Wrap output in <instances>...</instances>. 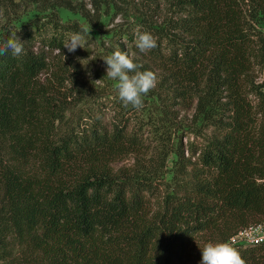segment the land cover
<instances>
[{
	"label": "trees",
	"instance_id": "trees-1",
	"mask_svg": "<svg viewBox=\"0 0 264 264\" xmlns=\"http://www.w3.org/2000/svg\"><path fill=\"white\" fill-rule=\"evenodd\" d=\"M179 2L182 39L150 29L147 55L218 134L197 148L193 180L164 191L166 156L158 169L114 168L149 151L125 114L111 127L66 116V82L78 77L59 53L78 24L51 12L0 31V46L13 32L25 42L22 55H0V264H200L207 243L264 218V80L254 75L264 74V0ZM234 247L264 264L263 246Z\"/></svg>",
	"mask_w": 264,
	"mask_h": 264
},
{
	"label": "rangeland",
	"instance_id": "rangeland-1",
	"mask_svg": "<svg viewBox=\"0 0 264 264\" xmlns=\"http://www.w3.org/2000/svg\"><path fill=\"white\" fill-rule=\"evenodd\" d=\"M51 12L62 22L76 23L88 33L85 49L78 48L75 53L64 49L59 53L71 73L77 70L73 74L78 77V87L66 82L69 87L66 92L71 93L66 116L90 118L111 127L125 114L130 127L139 128L148 139L149 151L143 156H128L114 164L115 169L133 168L136 163L144 167L155 164L158 169L166 156L165 165L158 169L160 191L172 188L176 180H193L194 168H200L197 148L218 131L198 116L194 99L182 102L175 97L167 71L152 62L147 54L137 52L135 46L137 33L150 29L163 30L162 33L173 31L182 39V34L173 30L186 14L179 0H14L0 12V31L4 27L31 26L34 18ZM116 50L128 53L135 63L142 65L141 71L151 70L158 76L157 87L145 97V106L140 110L132 109L127 113L118 98L116 81L106 77L107 66L103 59ZM56 54L54 51L48 56L52 59ZM81 60H85L83 64ZM254 75L257 81L264 80L263 72L255 70ZM99 80L102 81L94 85V81ZM176 148H181L183 158L178 159L177 154L171 152ZM194 149L197 153L192 155ZM180 161L183 174L176 175Z\"/></svg>",
	"mask_w": 264,
	"mask_h": 264
},
{
	"label": "clouds",
	"instance_id": "clouds-1",
	"mask_svg": "<svg viewBox=\"0 0 264 264\" xmlns=\"http://www.w3.org/2000/svg\"><path fill=\"white\" fill-rule=\"evenodd\" d=\"M87 35V29L83 28L79 32L71 33L64 42V49L69 53H75L78 48L85 49ZM24 44L17 33L13 32L3 46H0V55L11 51L14 57H18L25 51ZM135 46L140 53L147 54L157 47V38L147 31L138 32ZM103 60L107 66L106 77L116 81L118 98L123 106L142 109L145 106V97L158 85L157 74L151 70L141 71L142 65L135 63L128 53L120 50L114 51ZM83 61L85 60L80 62L83 64ZM101 81H94V85ZM201 252L200 264H247L240 251L230 242H209Z\"/></svg>",
	"mask_w": 264,
	"mask_h": 264
},
{
	"label": "built area",
	"instance_id": "built-area-1",
	"mask_svg": "<svg viewBox=\"0 0 264 264\" xmlns=\"http://www.w3.org/2000/svg\"><path fill=\"white\" fill-rule=\"evenodd\" d=\"M259 183L264 185V178L257 179ZM232 246L241 248H250L254 246L264 247V218L257 223L248 224L239 228L228 239Z\"/></svg>",
	"mask_w": 264,
	"mask_h": 264
}]
</instances>
